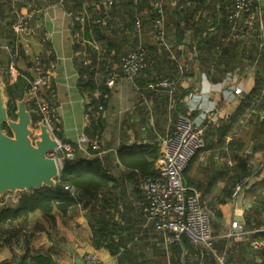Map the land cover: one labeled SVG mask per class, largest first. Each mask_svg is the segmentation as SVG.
Wrapping results in <instances>:
<instances>
[{
    "label": "crops",
    "instance_id": "1",
    "mask_svg": "<svg viewBox=\"0 0 264 264\" xmlns=\"http://www.w3.org/2000/svg\"><path fill=\"white\" fill-rule=\"evenodd\" d=\"M165 1L170 6L193 5L201 9L203 7L210 9V3H213L212 0ZM79 2L82 10H77L74 16H69L63 0H18L14 5H11L9 0H0V42L7 46L0 57V66L6 69V66L13 61L21 73L20 77L29 84L33 79V65L36 60L44 58L47 66L53 65L52 89L47 88L44 95L51 99L56 107L59 117L56 133L59 138L71 141L76 140L80 134L87 133V129L92 125V119L98 117L96 112L95 116H93L94 113L88 116V113L92 111V108L87 106L90 103V96L100 98L101 86L107 85L110 76L108 72L116 74L114 85H107L111 91L108 105L105 109H99L103 118V131L96 139L99 152L92 154L88 150L89 143L85 144L84 150L78 152L73 159V165L70 164L71 166L67 168L70 173L78 171V160L89 157H99L105 165L108 163L112 169L115 168L116 154L122 144L133 146L157 141L162 152L165 141L173 130L171 108L176 101L173 97L172 85L177 84L188 91L181 99V103L187 108V113L204 127V130L210 129L211 126H218L221 119L229 122L230 116L236 113L242 94H236L232 87L228 88L227 79L230 78L232 82L238 81L244 92L250 91L255 85L258 69L253 76L242 77L243 71L248 69L250 64L239 75H235L236 71L234 74L227 72L222 78L220 75L215 76L214 62L208 64L199 61L201 55L197 48L199 33L193 26L184 27L181 35L182 42L178 43L176 51L171 49L173 41H168L167 49L170 54L166 60L170 58L173 63L169 64L174 66L177 64V69L175 68L177 79L162 81L167 83V86H171L172 90H162L169 93L167 96L170 103L167 113L160 112L157 110V99L160 100L161 95L158 92L153 95L140 92L133 80L122 73L118 64H110V59H105L102 44L91 43L85 35V30L89 28V22L93 18L92 12L88 10L89 6L96 5L98 9L103 8V10L105 8L101 7L97 0H79ZM101 3L103 4V1ZM26 10L34 11V18L26 31L17 34L13 31V23L19 13ZM207 11L197 12L193 20L198 22L199 15ZM208 13L210 15V10ZM81 17L84 21H81ZM210 19L207 18L209 21ZM10 23H12L10 27H7ZM182 25H185L184 22ZM12 35L14 43L10 45L9 36ZM89 47L92 51L97 49L98 56L97 62L90 70L93 72L92 84L94 85L87 88L82 86L81 82L89 79L84 72V65L92 63L93 59L87 55ZM260 49L264 50L261 47ZM214 53L215 50L212 49L205 56L209 57ZM161 72L162 76H171L168 64ZM91 88L93 90H90ZM190 94L199 97V107L192 112H189L187 106ZM213 114H215L214 118ZM258 114L261 120L264 119V109ZM239 133L240 128L237 126L232 134L224 137L222 144L203 148L190 165L187 173L190 182L185 179L188 185L200 193L202 206L211 216L216 228L217 238L214 241L217 247L215 245L213 250V246L209 248L189 237L193 244L186 245V249L182 254H178V257L171 252L173 247L178 245L177 243L182 244V242L168 243L164 235L159 232L161 237L159 245L167 254V264H177L178 260L180 264H204L208 258L204 253L206 250L213 253L217 264H220L221 256L224 257L223 264L237 262L264 264V146L254 152V143L251 142L250 145L238 151L244 156L250 154L251 175L247 179L246 186L239 190L237 197L232 195L229 198L225 194L236 164L233 161L235 153L231 151L229 142L234 136L238 137ZM213 134L212 139L215 142L220 139L216 132ZM251 144H253L252 150ZM159 162L160 157L155 165L157 171ZM128 183H130V190L133 184H137V180H130ZM193 183L199 185V188ZM7 195L20 197L22 193H6L5 196ZM2 199L0 197V200ZM223 199L226 202L222 203ZM11 204L13 203L9 202L7 205ZM88 209L77 205L70 208L64 215L54 209L50 219L36 211L14 221L8 227V234H13L14 239L19 238V246H15V242L14 247L6 242L1 243L0 264H37L31 258L37 253L50 256L55 264H75L79 259L85 261L87 253L96 255L107 264H120L118 258L108 249L93 245L92 230L87 216ZM234 221L239 222L241 227L237 230V234L228 236L227 232ZM26 250H29V256L26 261H22ZM185 255L188 256L185 257Z\"/></svg>",
    "mask_w": 264,
    "mask_h": 264
},
{
    "label": "trees",
    "instance_id": "2",
    "mask_svg": "<svg viewBox=\"0 0 264 264\" xmlns=\"http://www.w3.org/2000/svg\"><path fill=\"white\" fill-rule=\"evenodd\" d=\"M102 1L97 0L99 5L104 7L106 11L103 8L98 9L96 5L89 6L88 10L92 12L93 18L89 22V28L85 30V35L91 43L99 42L102 44L105 59H110V64L116 63L119 67L125 55L132 50L143 47L146 52L145 58L148 66L144 69L142 75L132 80L140 92L147 95L158 92L161 95V99H157V110L160 112L165 111L167 113L168 111L170 102L167 94L169 95V93L154 87L162 84L165 79H177L175 75L177 64L175 66L169 64L173 63L170 58L166 60V57L170 54L167 46L168 41H173L171 49L176 51L178 43L182 42L181 35L184 32V27L190 28L193 26L194 30L199 33L197 42L198 51L201 53L199 61L208 64L214 62L215 76L220 75L222 78L226 76L227 72L234 74L236 71L235 75H238L249 64L259 66L260 70L258 69L256 73L254 87L243 94L236 113L234 112L230 116L229 122L221 119L218 126H211L204 133L205 146L203 148L207 149L215 147L216 144H222L227 134H232L233 129L237 126L240 128L238 137L234 136L229 142L231 151L235 153L233 161L236 163L231 174V181L225 189L226 196L231 198L237 186H246L247 179L252 171L249 166L250 154L244 156L238 151L244 149L247 143L251 142L254 143V152L259 147L264 146V119L261 120L258 114L259 111L264 109V50H261L259 46L262 33L259 26L256 23L251 33L244 38L235 37V33L238 34L239 32L233 30L226 17V6L231 4L233 0H212L213 3H210V9L208 7L201 9L193 5L181 7V4L170 6L164 0L163 13H160L159 8L155 5L158 0H112L110 8L103 6ZM167 1L172 2L173 0ZM198 1L202 2L203 0ZM63 2L68 12L74 14L77 10H82L79 0H63ZM258 5L264 11L261 0ZM201 10L203 12L210 10V15L207 11L199 15L198 22L194 21L193 17ZM97 13L100 14L99 18H97ZM163 15V28L155 27L156 20ZM208 17L211 18L210 21L207 20ZM182 22H184V26ZM11 24H7V27H10ZM160 32L164 33L163 38L159 36ZM204 33L206 35H203ZM9 37L11 38L9 43L13 45L14 36ZM212 49L215 50V53L209 57L205 56ZM218 53L220 54L218 55ZM87 55L93 57V59L92 63L84 65L85 75L89 79L81 82V85L88 88L94 85V83L92 84L93 72L90 70L92 65L97 62V49L92 51L89 47ZM41 59L45 63V59ZM167 64L170 67V77L162 76L161 72L166 69ZM108 73H111V71ZM3 77L6 92L10 99L9 115L16 118L15 101L23 97L29 84L22 77H19L15 83L10 82L5 69ZM101 87L102 94L100 98L91 95L90 103L87 105L92 108L89 113H94L93 116H95L96 112L98 115V117L92 119V125L86 133L90 140L88 150L92 154H98L99 152L97 148L93 147V142L101 136L103 131V118L99 107L102 106L105 109L111 94L107 85ZM172 87L174 88L173 97L177 103L176 108L177 111L179 110L178 113L177 111H175L176 113L171 111L174 129L179 113L188 115L187 108L181 103V99L188 91L177 84L172 85ZM90 90H93V88ZM248 120L249 123H247ZM3 128L9 134L11 133L6 124ZM214 132L220 138L216 142L212 139ZM80 151L78 150L77 154ZM196 155L184 171V178L187 182H190L187 173ZM160 156L158 142L151 141L150 143L133 146L122 144L116 154V166L118 168L115 166L112 169L108 166V163L105 165L99 157H89L78 160V171L70 173L67 168L71 166L72 163L70 162L74 160H66L59 177V181L63 184L62 189L50 187L34 189L30 192H22L18 201L11 205L1 204L0 244L6 242L14 247L15 242V246H19V238L14 239L13 234H8V227L14 221L25 218L30 213L37 211L50 219L54 209L64 215L70 208L81 205L89 208L87 216L93 235L92 243L95 247L108 249L112 255L118 258L120 264H167V254L159 245L160 234L153 228L143 226L145 219L139 205H137L138 207L135 206V200H141L142 193L137 185L129 190L130 183H128L130 180H137L139 173L156 175L158 171L155 165ZM193 185L195 184L193 183ZM195 186L199 188V185ZM70 189L74 190V194L71 193ZM133 193L137 195L135 200H133ZM221 202L224 203L226 200L223 199ZM212 225L214 226L213 222ZM181 242L182 244L177 243L178 245L173 247L172 254L175 253L178 256V254L184 252L186 245L193 244L187 235H182ZM215 245L214 241V249ZM204 253L208 257L205 261L206 264H217L212 252L206 250ZM28 256L29 250H26L22 261H26ZM187 256L185 255V257ZM31 258L37 264H55L48 255L37 253ZM177 264H180L179 260ZM236 264H240V262Z\"/></svg>",
    "mask_w": 264,
    "mask_h": 264
},
{
    "label": "built area",
    "instance_id": "3",
    "mask_svg": "<svg viewBox=\"0 0 264 264\" xmlns=\"http://www.w3.org/2000/svg\"><path fill=\"white\" fill-rule=\"evenodd\" d=\"M11 5L16 4L18 0H9ZM164 0H158L155 3L159 8V12L163 13L162 5ZM260 0H233L231 4L226 6V17L231 23L235 32V37L244 38L251 33L253 26L257 23L260 28V47L264 49V11L258 5ZM103 5L110 8L112 0H103ZM34 11H21L13 23V31L20 34L29 28L34 18ZM69 16H74L69 12ZM245 17V18H244ZM82 18V19H81ZM81 21L84 18L81 17ZM244 22L243 24H241ZM164 15L156 20L155 27L163 28ZM139 27V24H138ZM159 36L163 38L164 33L160 32ZM158 36V37H159ZM7 46L0 42V57ZM146 52L143 47L138 50H132L122 58L120 65L123 73L130 79L143 74L147 68ZM1 67H3L1 65ZM5 69V68H4ZM6 72L10 82L15 83L21 76L20 71L13 61L6 66ZM53 65L47 66L42 59L36 60L33 65L35 78L29 82L27 93L29 94L30 103L34 105L35 110L40 113L37 121L34 122L33 136L39 132L37 122L42 121L53 136L58 141V147L51 151L58 162L60 169L64 167V160H72L76 157L77 151H83L85 144L90 140L86 133L80 134L76 140L65 141L56 134V124L59 121L57 110L51 99H48L44 92L52 89V72ZM107 81L108 86L115 83L116 74L111 72ZM162 85H168L162 83ZM235 85L236 94L245 93L239 83ZM189 112L199 107V97L190 94L187 102ZM102 109V106L99 107ZM90 116V113H88ZM215 117V114L212 116ZM204 127L188 116L180 115L176 121L175 127L169 137L165 141V146L160 156V166L156 175H148L139 173L138 187L142 193V199L139 202L142 214L145 218V224L153 226L164 235L168 243L180 242L182 235L189 236L193 241L212 248L214 240L217 238L213 230L210 215L204 211L201 203L200 193L193 187L189 186L184 178V171L187 169L192 158L205 146ZM93 147L98 148L97 142H93ZM241 186H237L233 193V197H237ZM74 194V190L70 189ZM3 197V199H2ZM9 195L1 196L0 203L2 205L9 202L15 203L19 197H11ZM239 222L232 223L228 236L237 234ZM167 243V244H168ZM86 264H107L99 257L92 253L85 255ZM220 264L224 263V257L219 259Z\"/></svg>",
    "mask_w": 264,
    "mask_h": 264
},
{
    "label": "water",
    "instance_id": "4",
    "mask_svg": "<svg viewBox=\"0 0 264 264\" xmlns=\"http://www.w3.org/2000/svg\"><path fill=\"white\" fill-rule=\"evenodd\" d=\"M261 4L264 6V0H261ZM32 76L35 78L34 72ZM155 88L172 90L171 86L162 84ZM9 100L4 77L0 73V197L7 192L18 194L44 187L62 189L63 184L59 181L61 169L56 158L50 154L58 147L57 139L40 120L37 122L39 132L33 136L32 126L40 113L29 108L27 92L15 101L16 118L9 115ZM5 124L10 134L3 128ZM75 264L86 262L79 259Z\"/></svg>",
    "mask_w": 264,
    "mask_h": 264
},
{
    "label": "rangeland",
    "instance_id": "5",
    "mask_svg": "<svg viewBox=\"0 0 264 264\" xmlns=\"http://www.w3.org/2000/svg\"><path fill=\"white\" fill-rule=\"evenodd\" d=\"M102 1V0H101ZM2 41V40H1ZM251 66L248 68V69H246L245 71H243V73H242V77L244 76H246V75H248V76H253L254 74H255V71L257 70V69H259V66H257V65H255V64H250ZM110 68H112V67H110ZM117 68V67H116ZM115 70V69H114ZM121 70V69H120ZM260 70V69H259ZM117 71V70H116ZM2 72H4V68H2L1 66H0V73L2 74ZM3 75V74H2ZM239 75V74H238ZM227 81V87L229 88V87H234L235 85H233L232 86V84L234 83V82H232V81H230V78L229 79H227L226 80ZM235 83H239L238 81L237 82H235ZM241 84H242V82H241ZM241 86V85H240ZM234 89V88H233ZM245 92H247V91H245ZM242 94V96H243V93H241ZM29 105H30V107H33L34 105L32 104V103H29ZM177 103L175 102V104H173V107L171 108V111H173V113H176L175 111H177ZM179 111V110H178ZM178 111H177V113H178ZM177 115V114H176ZM180 115H182V116H188V115H183L181 112L179 113V115H178V117L180 116ZM191 117V116H190ZM192 118V117H191ZM193 119V118H192ZM194 120V119H193ZM195 121V120H194ZM195 123H197L196 121H195ZM199 124V123H198ZM57 135H58V133H56ZM250 143H247V145H249ZM65 162H66V160H64V164H65ZM70 163H72V162H70ZM63 169V168H62ZM135 185H137V187H138V180H137V184L135 183V184H133V187H135ZM139 188V187H138ZM237 188V187H236ZM129 192V191H128ZM10 194L12 193V192H9ZM6 194V193H5ZM137 195H136V193H133V200H135L137 197H136ZM8 199L10 200L11 199V196H9L8 197ZM139 202H140V200L138 201V200H135V203H136V205L135 206H137V205H139ZM138 207V206H137ZM140 207V206H139ZM203 207V206H202ZM141 209V208H140ZM204 209V208H203ZM204 211H205V209H204ZM142 212V211H141ZM208 213V212H207ZM208 215H210L209 213H208ZM144 217V216H143ZM145 219V218H144ZM143 226L144 227H149V228H153V229H155L153 226H151V225H147V224H145V221H144V224H143ZM231 227H232V225H231ZM239 227H241V224H239ZM158 233H159V231L157 230V229H155ZM213 230H214V232L216 231V228H215V226H213ZM230 230H231V228H230ZM229 230V231H230ZM229 231L227 232V234L229 233ZM215 235H216V233H215ZM217 236V235H216ZM213 249H214V247H213Z\"/></svg>",
    "mask_w": 264,
    "mask_h": 264
}]
</instances>
